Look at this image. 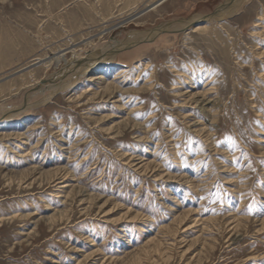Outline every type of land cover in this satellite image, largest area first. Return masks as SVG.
Listing matches in <instances>:
<instances>
[{
  "label": "rangeland",
  "instance_id": "374dc122",
  "mask_svg": "<svg viewBox=\"0 0 264 264\" xmlns=\"http://www.w3.org/2000/svg\"><path fill=\"white\" fill-rule=\"evenodd\" d=\"M232 1L0 0V264H264V0Z\"/></svg>",
  "mask_w": 264,
  "mask_h": 264
},
{
  "label": "bare ground",
  "instance_id": "6f19581e",
  "mask_svg": "<svg viewBox=\"0 0 264 264\" xmlns=\"http://www.w3.org/2000/svg\"><path fill=\"white\" fill-rule=\"evenodd\" d=\"M162 1H164V0H161V2ZM234 1V0H233ZM232 1V2H233ZM236 1V0H235ZM234 3V2H233ZM242 3V2H241ZM159 4H161V3H159ZM156 5H158V4H156ZM240 5V4H239ZM155 6V5H154ZM154 6H151V9H153L154 8ZM187 25H183L182 27H180V28H178V29H176V30H179V29H184L185 27H186ZM203 27H205L204 25H203ZM201 27H195L194 28V30H197V29H200ZM207 28V27H206ZM211 30V29H210ZM201 31H202V29H201ZM198 32H199V30H198ZM208 32V31H207ZM213 33V32H212ZM210 35H211V33H210ZM115 43V45H116V42H114ZM114 45V46H115ZM113 46V47H114ZM111 47V46H110ZM112 47V48H113ZM108 48V47H107ZM111 49H108V50H106L104 53H106V52H109ZM66 50H61L60 52H58L57 54H55L54 56H52V57H54V58H52L54 61H56V62H58L59 60H61V59H64V55H65V53H63V52H65ZM116 52V51H115ZM110 53V52H109ZM113 53V52H112ZM52 59H51V61H52ZM35 60V59H34ZM37 60V59H36ZM65 60V59H64ZM77 61L76 62H73V63H71V65L69 66V67H67V68H69V70H68V72H67V69L65 70V71H63L64 69H62L61 70V72H59V73H57V74H55V75H53V78H55L56 79V81L58 80V79H61V77H63V76H67L66 74L67 73H69L70 71L72 72V70H74V67L76 66V67H79V65H81V63H82V66L83 67H88V65H85V61H81V59H76ZM50 61V60H49ZM50 61V62H51ZM31 62V61H30ZM42 62H45V60L44 59H39L36 63H34V64H38V63H42ZM46 64V67H47V65L49 66V62L48 63H45ZM21 66V65H20ZM31 66V65H30ZM30 66L29 67H27V68H25V69H23V70H20V71H18V72H16V73H21V72H23V71H25V70H27L28 68H30ZM87 69V68H86ZM77 71V70H76ZM85 71V70H84ZM74 73V72H73ZM85 74V73H84ZM52 78V79H53ZM8 79V78H7ZM96 79H98V77H94V78H92V80H96ZM50 82V81H49ZM26 83V82H25ZM54 83H52V86H50L49 88L51 89V91H52V93L53 94H55V93H57L58 92V90L61 88V87H64L65 85H67L68 86V84H69V82L68 83H65V82H62L61 83V85H53ZM73 85V84H72ZM71 86V85H70ZM206 88V87H205ZM65 89V88H64ZM61 91V90H60ZM1 93V92H0ZM1 96V95H0ZM205 102V101H204ZM200 103H202V102H200ZM203 105H206V103L205 104H203ZM202 107V106H201ZM202 109V108H201ZM11 111V110H10ZM202 111H203V109H202ZM7 113V112H6ZM51 177V176H50Z\"/></svg>",
  "mask_w": 264,
  "mask_h": 264
}]
</instances>
